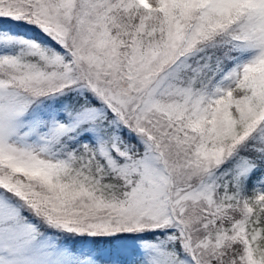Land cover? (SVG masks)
Returning <instances> with one entry per match:
<instances>
[{
	"label": "snow or ice",
	"instance_id": "snow-or-ice-1",
	"mask_svg": "<svg viewBox=\"0 0 264 264\" xmlns=\"http://www.w3.org/2000/svg\"><path fill=\"white\" fill-rule=\"evenodd\" d=\"M0 264H264V0H0Z\"/></svg>",
	"mask_w": 264,
	"mask_h": 264
}]
</instances>
